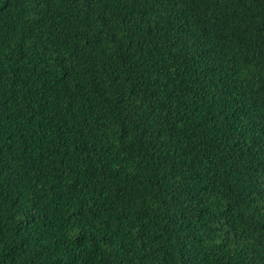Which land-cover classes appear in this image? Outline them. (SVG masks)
Listing matches in <instances>:
<instances>
[{
  "label": "trees",
  "instance_id": "1",
  "mask_svg": "<svg viewBox=\"0 0 264 264\" xmlns=\"http://www.w3.org/2000/svg\"><path fill=\"white\" fill-rule=\"evenodd\" d=\"M0 264H264V0H0Z\"/></svg>",
  "mask_w": 264,
  "mask_h": 264
}]
</instances>
